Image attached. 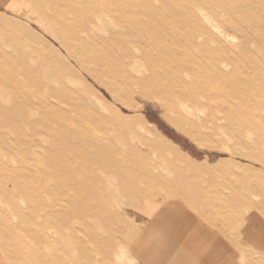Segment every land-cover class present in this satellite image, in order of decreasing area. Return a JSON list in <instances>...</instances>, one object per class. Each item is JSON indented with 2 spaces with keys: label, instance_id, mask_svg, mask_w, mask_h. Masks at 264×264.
<instances>
[{
  "label": "rangeland",
  "instance_id": "rangeland-1",
  "mask_svg": "<svg viewBox=\"0 0 264 264\" xmlns=\"http://www.w3.org/2000/svg\"><path fill=\"white\" fill-rule=\"evenodd\" d=\"M262 45L263 0H0V264H140L149 204L201 189L264 215ZM113 93L159 137L105 108Z\"/></svg>",
  "mask_w": 264,
  "mask_h": 264
},
{
  "label": "crops",
  "instance_id": "crops-1",
  "mask_svg": "<svg viewBox=\"0 0 264 264\" xmlns=\"http://www.w3.org/2000/svg\"><path fill=\"white\" fill-rule=\"evenodd\" d=\"M210 195L201 189L194 198L154 205L160 209L154 214L149 204L135 249L139 263L264 264L263 211L235 212L230 196L227 208L215 212L220 204L210 203Z\"/></svg>",
  "mask_w": 264,
  "mask_h": 264
},
{
  "label": "bare ground",
  "instance_id": "bare-ground-1",
  "mask_svg": "<svg viewBox=\"0 0 264 264\" xmlns=\"http://www.w3.org/2000/svg\"><path fill=\"white\" fill-rule=\"evenodd\" d=\"M111 1V0H110ZM124 1V0H123ZM264 1V0H263ZM121 2V1H120ZM116 3L115 2V4H111L110 6H108L107 7V9L109 10L107 13L112 17L113 15H114V13H119L117 10H122V9H124L125 8V6H126V4H124V3ZM195 2V5H199V2H196V1H194ZM9 6V5H8ZM199 6H201V5H199ZM247 6H249V4L247 5ZM247 6H245V7H247ZM98 7H100V5H96V6H91L90 4L89 5H87V7H86V9H88V8H94L95 10L97 9H99ZM250 8V7H249ZM248 8V9H249ZM243 10V9H242ZM102 13L104 12L102 9L100 10ZM184 12H189L188 10H185ZM183 12V13H184ZM177 13V12H176ZM241 14V13H240ZM177 16V15H176ZM241 16H242V14H241ZM116 17L118 18V19H120V21H121V17L120 16H118V15H116ZM177 17H179V16H177ZM186 18V17H185ZM182 19V18H181ZM192 19V18H191ZM193 20V19H192ZM190 21V20H189ZM151 22H152V20H151ZM193 22V21H192ZM185 23V22H184ZM199 25H198V27L196 28V29H198V30H195V29H192V30H190L191 32H189L188 33V35H185V37L184 36H175V38H173L172 39V41L175 43V42H177V40L179 41V43L181 42V41H185V40H188L190 43L191 42H193L192 40L193 39H196V38H198V37H201V34H205L206 32H208V30H207V28L205 27V25L202 23V24H200V23H198ZM161 27L163 26L162 24H159ZM192 25H193V23H192ZM195 26V25H194ZM193 26V27H194ZM201 26V27H200ZM190 27V26H189ZM188 27V28H189ZM192 27V26H191ZM251 28V27H250ZM199 29L201 30V31H199ZM235 30H239V29H235ZM211 33V32H210ZM161 34V33H160ZM160 34H158V35H160ZM256 34V33H255ZM259 33H257V35H258ZM211 35V34H210ZM260 35V34H259ZM258 35V36H259ZM262 35V34H261ZM161 37V36H160ZM203 37V36H202ZM157 38H158V36H157ZM164 38V37H163ZM226 38V37H225ZM258 38V37H257ZM260 38V37H259ZM160 39H162V38H160ZM165 40V39H164ZM163 40V41H164ZM168 41V40H167ZM259 41H260V39H259ZM157 42H159L158 40H157ZM166 42V41H165ZM261 42H263V41H261ZM263 44V43H262ZM257 45H259V44H257ZM263 46V48H264V45H262ZM261 47V46H260ZM82 48V47H81ZM262 48V47H261ZM82 50V49H81ZM170 50V49H169ZM162 51H163V49H162ZM171 51V50H170ZM83 53H84V50H83ZM175 53V52H174ZM170 55V54H169ZM168 55V56H169ZM173 55H171V57H172ZM258 56V63H262V65H263V67H264V49H260V51H259V54L257 55ZM104 57V59H105V61L103 60V58L102 57H100V56H98V57H96V55H94L92 52H86L85 51V53H84V55H83V57H81L82 59H81V61H85L86 63L89 61V60H91V61H93V64L95 63H97V62H99V63H105L104 65L105 66H107L108 64H107V61H106V58H105V56H103ZM239 57H240V54H238V56H236V59H234V61L232 60V59H230L229 61H227V59H224V57L222 56V57H220V58H218V61H221V63L223 64L224 63V65L226 66V67H229V65L230 64H232V63H235V64H237L239 61H238V59H239ZM169 59H171V58H169ZM172 61V60H171ZM177 61V60H176ZM174 62V61H173ZM231 62V63H230ZM237 62V63H236ZM89 64V63H88ZM91 64V63H90ZM175 65H177L179 68H185V69H187V68H190V65H188L187 63H183V62H176L175 63ZM88 67H86L87 69H86V76H88V77H93L94 79H95V72L93 71V69H92V67H90L89 65H87ZM106 70H108L107 68H106ZM147 70H149V68L148 67H146V69H145V72H147ZM256 71L254 70V72L252 71V73L251 74H248V77L250 76V77H252V78H254V77H257L256 76V73H255ZM137 74H139V78L138 77H136V75H134L133 73H131V75L130 76H128V81H127V83L128 84H130V82H132V83H138V86H140V87H142L143 89H145V87L147 86L146 85V83H144V81H145V78H146V76H145V78H143L144 77V75L142 74V72L140 71V70H137ZM191 78V77H190ZM194 79V78H193ZM260 80V79H259ZM258 81V80H257ZM105 82V81H104ZM236 82V81H235ZM102 83V82H101ZM111 83V82H110ZM239 83V82H238ZM112 84V83H111ZM115 84H117V92H122V91H125L126 90V82H123V81H121V80H117L116 79V81H115ZM260 84V83H259ZM102 85V84H101ZM182 86H183V88L185 89L186 88V86H185V84H181ZM24 86H25V84H24ZM105 86H106V84H105ZM262 86L263 85H261V88H262ZM107 87V86H106ZM157 87H160L159 85H157ZM264 87V86H263ZM113 89V88H112ZM207 89V88H206ZM114 90V89H113ZM208 90V89H207ZM129 92V91H128ZM133 93V92H132ZM122 95V94H121ZM125 95V94H124ZM135 95V94H134ZM258 95V94H257ZM104 96V95H103ZM111 96H112V99H108L106 96H104V98H102L101 100H102V103H103V106L105 107V108H107V109H109V110H111V111H113L115 114H116V116L118 117V118H120V119H123L124 121H126V122H135V121H137L138 122V125L142 128V129H144L145 131H149V132H151V133H153V137H159V135H158V133H157V131L154 129V127L153 126H151L150 124H149V120L147 121V120H145L143 117H142V115H141V112H142V110H141V108H140V106L139 105H137L136 103H133V102H131L130 101V103H128V102H126V101H123V100H121L120 99V96L118 95H115L114 93H113V95L111 94ZM124 98V97H123ZM175 99V98H174ZM200 100H201V98H200ZM256 100H257V98H256ZM259 100V99H258ZM202 101V100H201ZM183 102H181V104H182ZM166 105H168V103L166 102L165 103ZM170 106H172V105H170ZM204 106V105H203ZM205 107V106H204ZM171 109H173V111H176V109H174L173 107H171ZM128 111V112H127ZM258 109H255V111L253 112L252 111V115H258ZM263 111V110H262ZM261 111V112H262ZM264 112V111H263ZM261 114V113H260ZM255 116V117H256ZM231 117V116H230ZM260 122H261V127H260V129L262 130V131H264V122L260 119L259 120ZM249 126H250V128H252L253 130H256L257 128L254 126V124L253 123H251V121H250V118H246V121H245ZM154 141L155 142H157L158 143V141H160V143L162 144V145H166V142L165 141H163V139H159L158 141H157V139H154ZM159 144V143H158ZM36 153V152H35ZM258 159V158H257ZM75 166V165H74ZM59 249V248H58ZM65 254V253H64Z\"/></svg>",
  "mask_w": 264,
  "mask_h": 264
}]
</instances>
